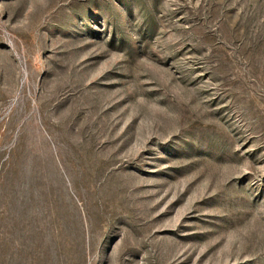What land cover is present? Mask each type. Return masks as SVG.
I'll use <instances>...</instances> for the list:
<instances>
[{"label": "rangeland", "instance_id": "obj_1", "mask_svg": "<svg viewBox=\"0 0 264 264\" xmlns=\"http://www.w3.org/2000/svg\"><path fill=\"white\" fill-rule=\"evenodd\" d=\"M0 264H264V0H0Z\"/></svg>", "mask_w": 264, "mask_h": 264}]
</instances>
